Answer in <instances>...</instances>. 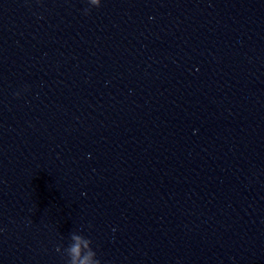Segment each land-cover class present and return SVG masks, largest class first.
Segmentation results:
<instances>
[{
    "label": "clouds",
    "instance_id": "9594fccd",
    "mask_svg": "<svg viewBox=\"0 0 264 264\" xmlns=\"http://www.w3.org/2000/svg\"><path fill=\"white\" fill-rule=\"evenodd\" d=\"M88 4L99 8L101 6V0H87ZM87 14L90 9H85ZM19 95V93H17ZM71 243L64 248L62 245H57L55 251L61 253L62 256H66L65 264H101V261L97 258L96 252L92 248V241L85 236L72 232L70 234Z\"/></svg>",
    "mask_w": 264,
    "mask_h": 264
}]
</instances>
